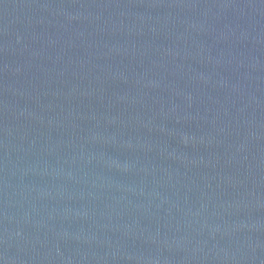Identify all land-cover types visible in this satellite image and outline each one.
Masks as SVG:
<instances>
[{
  "label": "water",
  "instance_id": "water-1",
  "mask_svg": "<svg viewBox=\"0 0 264 264\" xmlns=\"http://www.w3.org/2000/svg\"><path fill=\"white\" fill-rule=\"evenodd\" d=\"M0 264H264V0H0Z\"/></svg>",
  "mask_w": 264,
  "mask_h": 264
}]
</instances>
